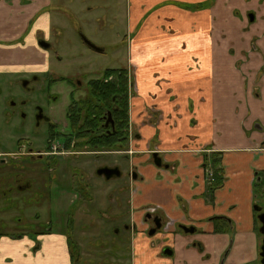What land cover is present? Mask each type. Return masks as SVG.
<instances>
[{
    "label": "crops",
    "instance_id": "crops-1",
    "mask_svg": "<svg viewBox=\"0 0 264 264\" xmlns=\"http://www.w3.org/2000/svg\"><path fill=\"white\" fill-rule=\"evenodd\" d=\"M55 1L0 0V74L22 73L34 59L47 64L49 53L36 39L68 15ZM125 1L135 83L129 106L135 134L125 158L137 171L129 203L136 219L143 206L158 205L195 227L154 244L139 225L131 264H260L252 186L255 172L264 170V128L256 123L264 119V100L246 103L259 98L256 80L264 77L251 46L264 50V0L261 16L253 13L257 20L248 25L252 0ZM225 118L232 126L218 127ZM204 147L221 152L223 179L212 192L203 179ZM153 153L163 166L154 164ZM28 238L0 234V264H73L65 234ZM165 244L179 246L178 261L163 257Z\"/></svg>",
    "mask_w": 264,
    "mask_h": 264
},
{
    "label": "rangeland",
    "instance_id": "rangeland-1",
    "mask_svg": "<svg viewBox=\"0 0 264 264\" xmlns=\"http://www.w3.org/2000/svg\"><path fill=\"white\" fill-rule=\"evenodd\" d=\"M258 3L259 0L246 3L248 7L245 11L250 10V13H245L246 25L249 24L251 12L261 16ZM55 6H59L68 15L54 18V29L61 32L58 37L53 35L50 38L51 46L47 51L52 55L56 52L60 60L54 55L50 58V72L59 76L88 78L99 76L106 68L124 67L128 69L131 77L134 76L132 66H129V38L132 31L128 29V6L125 0H57ZM203 6L205 4L198 7ZM60 19L63 23H60ZM253 20L257 18L254 17ZM81 36L103 48V51L97 52L87 47ZM255 44L258 45L257 42ZM12 67L17 68L16 65ZM149 69L150 65H147L146 70ZM21 75L0 74V152L14 150L8 143L12 124L8 123L6 112L9 95L19 87L15 78ZM253 76L260 75L257 72ZM256 82L259 98L252 103L247 102V107L264 100V77L260 76ZM70 89V84L65 81H56L49 89L52 96H57L55 102L51 100V118L59 124L63 121V110L68 103ZM241 107L242 105L238 112ZM222 116L225 117V114ZM258 121L264 128V119ZM221 123L226 127L233 124L228 118L224 121L218 120V127H222ZM260 133L264 134V131ZM106 156L110 162L114 160L120 164V176L109 179L96 174L90 176L79 167L77 172H73V187H70L62 176L55 178V172L44 173L38 177V162L29 163L26 166L30 169L29 176L39 188L19 193L16 184L25 182V178L22 176L16 182L12 172L8 171L9 158L0 155L3 159L0 161V234L7 233L17 237L22 235L31 240L32 236L49 232L63 233L69 240L73 264H131L133 238L124 227L128 217L134 213L128 203L131 194L126 174L128 160L123 154L109 152ZM86 163L79 162V165L84 166ZM252 192L257 196L256 204H262L259 185L255 184ZM70 201H76L77 204L70 206ZM257 233L262 240L264 234H260L258 230ZM178 247L175 245L172 255L176 261L180 256ZM30 252L33 253L32 250Z\"/></svg>",
    "mask_w": 264,
    "mask_h": 264
},
{
    "label": "flooded vegetation",
    "instance_id": "flooded-vegetation-1",
    "mask_svg": "<svg viewBox=\"0 0 264 264\" xmlns=\"http://www.w3.org/2000/svg\"><path fill=\"white\" fill-rule=\"evenodd\" d=\"M249 17L250 20H253V12H251ZM60 32L61 31L57 32L55 29H52L50 35H40L36 39L37 46L41 50L47 51L51 46L50 38L53 35L58 37ZM55 40L57 39L55 38ZM81 40L90 49L97 52L103 51V48L95 45L84 36H81ZM86 41L97 47V50L90 47ZM40 42L43 45H47V47L42 46ZM251 46L253 51H256L255 54L260 58V70L264 75V50L255 45L254 42H251ZM47 52L49 53L47 64H43L40 59H34L31 64L30 60V64L25 66V70H23L22 73L16 72V75L22 74L15 78V82H18L19 87L9 95L6 115L9 119L8 123L12 124V128L9 131L8 143L14 150L0 152V155L9 158L7 160L8 171L12 172L11 174L14 176L16 182L21 180L22 176L25 178V182L16 184L17 191L23 193L31 188H39L38 185L34 183L35 180L33 181L29 176L30 169L29 167H26L29 163L38 162V177L42 176L44 173L55 172V178L62 176L63 180L67 181L70 187H73V172H77L79 167L82 172H86L90 176L96 174L103 177L104 175L97 174L99 168L117 167L120 174L114 176H120L122 174L120 164L116 163L114 160L110 162L106 155L109 152H112L123 154L124 157H126V154L132 153V150L128 147L130 140L134 138L135 134L131 130L129 111L130 100L135 91L133 77L130 76L127 68L118 67L120 69L124 68L127 71V75L125 76V88L127 89L128 96V117L126 124L124 122V116L121 115L120 117L117 115L119 111V103L122 104L124 93H126V90L124 92V88L121 90V87L124 86L122 77H120L121 79L118 77L114 79L119 91L117 90L111 100L105 103L102 97H95L92 94V87L95 83H97L96 86L98 88L100 86L103 87L104 85L102 83L108 82L113 78V76H104L105 71L109 68L104 69L99 76H90L88 78L83 76H59L49 71V65L51 61L50 58H53V55L57 60H60V56H58L56 52L53 55L49 51ZM129 66L131 65L129 64ZM56 81H65L70 84L71 87L70 92L68 93V103L63 110V121L61 124L55 122L51 118L53 109V103L51 100L55 102L57 96H52L49 89L51 84ZM46 82L47 86L45 87ZM256 123L261 126L258 120ZM93 124L95 125L93 128L95 130H91ZM82 129L87 131L88 134H93L95 132L96 136L102 140H105L110 134L116 135V144L123 147L115 150H109V148L105 146L95 149L92 144V139L89 135H85L84 132L81 131ZM126 143L127 147L124 148ZM203 153H209V156L202 165V173L207 192H212L217 188H209L214 179L215 165H218L223 171L221 165V152L213 151L210 147H204ZM79 156L83 157L78 158ZM160 159L161 166H163L162 158L160 157ZM2 160L3 159L0 158V161ZM152 160L154 162V157H152ZM215 161H218V164L215 163ZM79 162L81 164L84 162L90 164L87 165L86 163V165L83 166L79 165ZM255 173L256 175L253 186L260 182V177H264V170ZM126 174L128 176V184L130 187V181L132 182L133 179H136L137 171L132 167L129 160ZM130 190L132 192L131 187ZM259 191V196L263 197L262 204H256L257 196L253 194V210L258 226L260 227L261 223L257 216L260 212H264V185H259ZM129 200L130 198L128 201ZM76 204V201H70V206H75ZM255 205L261 207L260 211L254 209ZM140 211L141 217L139 219H136L134 216L135 213H133V216L130 218L128 217V221L124 224L125 229L129 231L132 238H134V236L140 231L139 227L141 228V226L139 225H143L142 228L144 234L148 236V238H152L154 244L157 242H167L168 236L173 230H177L179 233L184 234H191L195 230L194 226H187L178 223L164 212H161L160 206L158 205H146L143 206ZM155 219H157L159 227H157ZM259 227L257 228L258 232ZM153 229L154 231L150 234V230ZM216 230L218 229L216 228ZM15 236L17 237V235ZM263 240L264 238L262 240L259 238L258 257L260 264H262L260 252ZM162 247L163 249H161V253L163 254V257H172L174 254V248L169 244H165ZM166 248L171 250V255L163 253ZM132 252L133 242L131 254Z\"/></svg>",
    "mask_w": 264,
    "mask_h": 264
},
{
    "label": "trees",
    "instance_id": "trees-1",
    "mask_svg": "<svg viewBox=\"0 0 264 264\" xmlns=\"http://www.w3.org/2000/svg\"><path fill=\"white\" fill-rule=\"evenodd\" d=\"M127 71L126 69L122 68H109L105 71L104 76H113V78L111 80H109L108 82L102 83L104 86L103 87H97V83L94 84V86L92 87V94L95 97H102L103 101L105 103H107L108 101L111 100L112 96H114V93L117 92V90L119 91V89L116 86V81H114V79H116L117 77L120 78L122 77V81L124 86L121 87V90H123L124 88V92L126 90V93H124V100L121 103H119V111L117 113V115H119L121 117V115L124 116L125 118V123L127 122V117H128V101H127V89L125 88V76ZM121 79V78H120ZM127 124V123H126ZM94 124L91 127V130L94 128ZM95 130V129H93ZM82 132H84V134L89 135V137L92 139V144L94 145L95 149L96 148H101V147H107L109 148V150H115V149H120L123 146H119L116 144V135L110 134L106 137L105 140H102L101 138H98L96 136V133L94 132L93 134H88L87 131L85 130H81ZM90 132V131H89ZM126 139H127V131H126ZM127 147V143L124 146V148ZM215 163L218 164V161H215ZM222 175H223V171L222 169L218 166L215 165L214 167V179L213 182L210 184L209 188L213 189L216 187H219L221 185V180H222ZM260 182L257 185H264V177H260Z\"/></svg>",
    "mask_w": 264,
    "mask_h": 264
},
{
    "label": "water",
    "instance_id": "water-1",
    "mask_svg": "<svg viewBox=\"0 0 264 264\" xmlns=\"http://www.w3.org/2000/svg\"><path fill=\"white\" fill-rule=\"evenodd\" d=\"M86 42H87V44L90 47H92L93 49L97 50V47H95L94 45H92L88 41H86ZM40 44H41V42H40ZM41 45L44 46V47H47V45H43V44H41ZM153 157H154V164L156 166H161V159H160V157L157 156V153H153ZM97 174L104 175V177L106 179H109V178H111L114 175H119L120 171H119V169L117 167H103V168H99L97 170ZM254 209L257 210V211H260L261 207L255 205ZM257 217H258V219H259V221L261 223V226L259 227V232L261 234H264V212H260ZM155 222H156L157 227H159V224L157 223V219H155ZM153 231H154V229L150 230L149 233L151 234ZM163 253L166 254V255H171L172 254L171 250H169L168 248L164 249ZM260 256H261V263L264 264V240H263L262 245H261Z\"/></svg>",
    "mask_w": 264,
    "mask_h": 264
}]
</instances>
